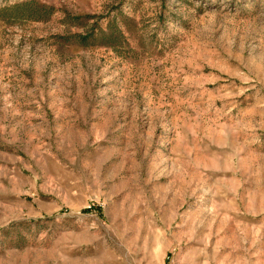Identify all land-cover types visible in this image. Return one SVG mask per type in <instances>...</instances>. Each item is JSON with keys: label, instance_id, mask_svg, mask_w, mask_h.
Returning a JSON list of instances; mask_svg holds the SVG:
<instances>
[{"label": "rangeland", "instance_id": "1", "mask_svg": "<svg viewBox=\"0 0 264 264\" xmlns=\"http://www.w3.org/2000/svg\"><path fill=\"white\" fill-rule=\"evenodd\" d=\"M0 264H264V0H0Z\"/></svg>", "mask_w": 264, "mask_h": 264}, {"label": "trees", "instance_id": "2", "mask_svg": "<svg viewBox=\"0 0 264 264\" xmlns=\"http://www.w3.org/2000/svg\"><path fill=\"white\" fill-rule=\"evenodd\" d=\"M85 39H86L85 37H82V38H81V42H82V43H85Z\"/></svg>", "mask_w": 264, "mask_h": 264}]
</instances>
